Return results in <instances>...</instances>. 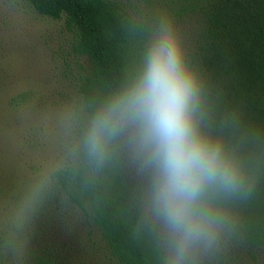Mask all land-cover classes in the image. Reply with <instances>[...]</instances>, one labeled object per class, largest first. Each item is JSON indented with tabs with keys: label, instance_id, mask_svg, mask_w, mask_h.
I'll list each match as a JSON object with an SVG mask.
<instances>
[{
	"label": "trees",
	"instance_id": "trees-1",
	"mask_svg": "<svg viewBox=\"0 0 264 264\" xmlns=\"http://www.w3.org/2000/svg\"><path fill=\"white\" fill-rule=\"evenodd\" d=\"M27 2L39 15L63 20L69 54L84 60L83 73L70 146L46 182L16 199L20 214L0 222V264L71 263L69 244L52 238L68 216L103 248L105 264H172L174 236L153 203L156 168L135 128H124L102 160L89 154L85 139L96 115L142 73L165 29L185 19L195 22L178 44L196 85V134L219 146L240 179L235 189L204 195L212 238L192 247L184 264L192 256L200 257L195 264H264V0H145L161 6L143 12L116 0Z\"/></svg>",
	"mask_w": 264,
	"mask_h": 264
},
{
	"label": "rangeland",
	"instance_id": "rangeland-1",
	"mask_svg": "<svg viewBox=\"0 0 264 264\" xmlns=\"http://www.w3.org/2000/svg\"><path fill=\"white\" fill-rule=\"evenodd\" d=\"M116 1L135 12L161 6L146 5L145 0ZM187 20L165 29L179 49L178 42L195 31V22ZM71 37L63 20L37 14L27 0H0V222L20 214L16 199H28V189L46 182L70 146L77 77L83 73L79 64L84 62L70 56ZM82 226L68 216L56 226L62 232L54 227L52 238L69 244V264H80L87 256V264H105L107 254L100 245L92 246ZM199 258L192 256L187 264Z\"/></svg>",
	"mask_w": 264,
	"mask_h": 264
},
{
	"label": "clouds",
	"instance_id": "clouds-1",
	"mask_svg": "<svg viewBox=\"0 0 264 264\" xmlns=\"http://www.w3.org/2000/svg\"><path fill=\"white\" fill-rule=\"evenodd\" d=\"M195 97V82L177 42L166 32L149 49L136 81L96 115L85 139L89 154L102 160L124 128H135L140 150L156 168L153 203L174 236L172 264H184L194 245L212 238L206 192L235 189L240 179L219 146L196 134Z\"/></svg>",
	"mask_w": 264,
	"mask_h": 264
}]
</instances>
